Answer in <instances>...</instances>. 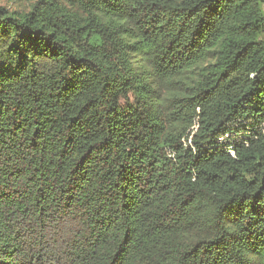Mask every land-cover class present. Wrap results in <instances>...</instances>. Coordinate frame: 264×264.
<instances>
[{
	"label": "trees",
	"instance_id": "1",
	"mask_svg": "<svg viewBox=\"0 0 264 264\" xmlns=\"http://www.w3.org/2000/svg\"><path fill=\"white\" fill-rule=\"evenodd\" d=\"M0 5V264H264V0Z\"/></svg>",
	"mask_w": 264,
	"mask_h": 264
},
{
	"label": "rangeland",
	"instance_id": "2",
	"mask_svg": "<svg viewBox=\"0 0 264 264\" xmlns=\"http://www.w3.org/2000/svg\"><path fill=\"white\" fill-rule=\"evenodd\" d=\"M0 5L5 6L9 9H13L16 7L11 0H0Z\"/></svg>",
	"mask_w": 264,
	"mask_h": 264
}]
</instances>
